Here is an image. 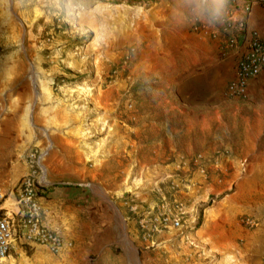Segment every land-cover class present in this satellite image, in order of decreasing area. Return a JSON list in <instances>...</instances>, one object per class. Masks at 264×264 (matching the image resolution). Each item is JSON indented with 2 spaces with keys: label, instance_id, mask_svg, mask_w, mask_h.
I'll list each match as a JSON object with an SVG mask.
<instances>
[{
  "label": "rangeland",
  "instance_id": "1",
  "mask_svg": "<svg viewBox=\"0 0 264 264\" xmlns=\"http://www.w3.org/2000/svg\"><path fill=\"white\" fill-rule=\"evenodd\" d=\"M205 25L177 0H0V118L27 169L7 193L77 189L105 233L87 264H264V87L201 78Z\"/></svg>",
  "mask_w": 264,
  "mask_h": 264
},
{
  "label": "crops",
  "instance_id": "2",
  "mask_svg": "<svg viewBox=\"0 0 264 264\" xmlns=\"http://www.w3.org/2000/svg\"><path fill=\"white\" fill-rule=\"evenodd\" d=\"M234 17L237 20L243 18L240 5L243 0H235ZM248 30L256 31L264 39V6L253 5L246 18ZM220 22L213 26L205 25L203 34H209L213 38L216 49L217 61L206 67L202 77L207 81H214L217 87H223L224 92L227 83L234 78L236 53H225ZM264 87V78H258L248 83L247 98L253 90ZM235 100H245L236 99ZM15 122L0 118V185L4 191L12 188L27 169L18 162L20 151L19 137L14 136ZM8 147H11L8 149ZM12 194V193H11ZM7 193L5 201L0 206V215L5 213L15 214L18 211L16 204ZM77 189L71 187L54 188L47 195L40 198L43 207L42 225L57 233L64 240V246L60 252L67 258L66 264H87L85 260L93 250L92 244L99 241V237L105 236L101 232L92 233L86 228L85 214L91 211V206L85 199L79 196ZM121 234L120 242L123 243ZM123 245V244H122ZM124 247V245H123ZM105 244L97 252V263L100 262L103 252L108 251ZM124 249V248H123ZM58 256V257H57ZM59 254H52L48 246L23 243L18 241L12 247L7 258V264H58ZM108 264H113L109 261ZM60 264V263H59ZM63 264V263H62Z\"/></svg>",
  "mask_w": 264,
  "mask_h": 264
},
{
  "label": "built area",
  "instance_id": "3",
  "mask_svg": "<svg viewBox=\"0 0 264 264\" xmlns=\"http://www.w3.org/2000/svg\"><path fill=\"white\" fill-rule=\"evenodd\" d=\"M234 1L231 0L224 8L219 21L222 25V49L225 53H236L234 78L227 83L225 93L230 98L245 99L248 95V83L264 78V39L256 31L248 30L246 24L253 5L264 6V0H243L240 5L243 18L240 20L234 17ZM29 185L30 181L25 177L18 183L15 197L18 211L15 214L0 215V264H7L9 252L18 241L46 245L55 255L64 246L61 236L42 225L41 197L29 189ZM4 198L5 193L0 185V204ZM178 224L177 219L169 217L159 219L158 223L161 227Z\"/></svg>",
  "mask_w": 264,
  "mask_h": 264
},
{
  "label": "clouds",
  "instance_id": "4",
  "mask_svg": "<svg viewBox=\"0 0 264 264\" xmlns=\"http://www.w3.org/2000/svg\"><path fill=\"white\" fill-rule=\"evenodd\" d=\"M226 0H177L182 15L209 25L218 23L222 16Z\"/></svg>",
  "mask_w": 264,
  "mask_h": 264
},
{
  "label": "bare ground",
  "instance_id": "5",
  "mask_svg": "<svg viewBox=\"0 0 264 264\" xmlns=\"http://www.w3.org/2000/svg\"><path fill=\"white\" fill-rule=\"evenodd\" d=\"M123 245H125V247L127 248L128 247V249H129V247H131L129 244H128V242L127 241H123ZM129 252H130V250H128Z\"/></svg>",
  "mask_w": 264,
  "mask_h": 264
}]
</instances>
